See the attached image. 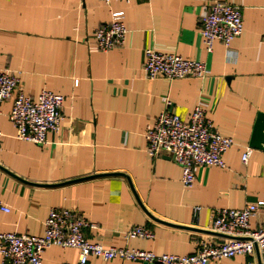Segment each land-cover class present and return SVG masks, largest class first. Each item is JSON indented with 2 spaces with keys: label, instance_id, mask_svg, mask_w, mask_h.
<instances>
[{
  "label": "crops",
  "instance_id": "0c3cea01",
  "mask_svg": "<svg viewBox=\"0 0 264 264\" xmlns=\"http://www.w3.org/2000/svg\"><path fill=\"white\" fill-rule=\"evenodd\" d=\"M220 2L241 8L244 31L231 52L221 42L208 52L202 19ZM121 11L125 45L102 52L94 32ZM147 48L203 61L209 74L150 80L143 70ZM4 71L17 75L34 100L46 89L65 103L61 129L48 134L44 147L16 138L15 95L0 103V199L10 209H0V233L43 236L51 209H71L95 225L84 230L91 243L188 256L201 241L223 242L212 230L216 209L264 201V151L250 146L264 113V0H0ZM166 99L187 122L201 106L220 134L235 141L226 166L197 168L192 188L184 187L182 168L171 157L147 152V125L165 110ZM263 223L264 211L252 227ZM135 227L155 238H127ZM79 254L51 247L43 264L76 263ZM89 264L142 263L91 257ZM208 264H264V254Z\"/></svg>",
  "mask_w": 264,
  "mask_h": 264
},
{
  "label": "built area",
  "instance_id": "2783aa9c",
  "mask_svg": "<svg viewBox=\"0 0 264 264\" xmlns=\"http://www.w3.org/2000/svg\"><path fill=\"white\" fill-rule=\"evenodd\" d=\"M110 4L114 0H101ZM131 3L134 0H116ZM124 12H114L112 21L95 30L97 48L109 52L125 45L128 29ZM244 31L243 14L240 7L229 3H215L203 17L201 35L208 52L215 43L221 42L229 52L232 42ZM143 70L150 80L163 77L169 81L185 78H203L209 74L207 63L186 60L177 54L162 53L147 48ZM76 86L79 81H76ZM15 95L10 121L16 129V138L39 146H46L49 133H58L64 120L65 97L48 90L41 91L37 100L23 93L20 80L10 71L0 73V103ZM169 99L165 100V110L147 125L145 138L147 152L152 157H171L183 171L182 184L192 188L199 167L224 168L225 154L235 145L231 137L220 134L214 122L207 117L204 108L197 106L190 120L185 121L170 109ZM2 132L0 130V137ZM2 147L0 144V152ZM253 150L248 148L242 162L248 164ZM1 188V184H0ZM0 209L9 213L10 209L0 199ZM200 208L196 211L200 212ZM264 211V201L248 204L244 209L220 208L215 210L212 230L223 238L222 243L201 241L198 251L188 256L171 254L156 255L139 249L111 247L91 243L84 236L86 228H94L77 211L71 209H51L45 222L43 236L0 233V256L2 264H43L44 255L51 247L76 249L80 252L78 261L70 264H89L91 257L105 261L124 259L142 264H208L211 261L232 259L238 255L264 254V223L252 227V220ZM127 238L153 240L155 234L146 227H135Z\"/></svg>",
  "mask_w": 264,
  "mask_h": 264
},
{
  "label": "water",
  "instance_id": "95a60500",
  "mask_svg": "<svg viewBox=\"0 0 264 264\" xmlns=\"http://www.w3.org/2000/svg\"><path fill=\"white\" fill-rule=\"evenodd\" d=\"M250 146L264 151V113H259Z\"/></svg>",
  "mask_w": 264,
  "mask_h": 264
}]
</instances>
